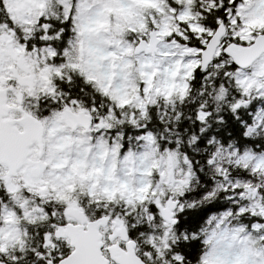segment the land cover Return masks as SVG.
Segmentation results:
<instances>
[{
  "label": "snow or ice",
  "instance_id": "1",
  "mask_svg": "<svg viewBox=\"0 0 264 264\" xmlns=\"http://www.w3.org/2000/svg\"><path fill=\"white\" fill-rule=\"evenodd\" d=\"M0 264H264V0H0Z\"/></svg>",
  "mask_w": 264,
  "mask_h": 264
}]
</instances>
